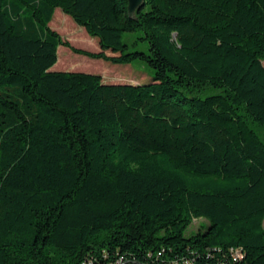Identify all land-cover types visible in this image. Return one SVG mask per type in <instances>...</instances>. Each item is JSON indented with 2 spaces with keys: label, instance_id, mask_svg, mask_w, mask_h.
Masks as SVG:
<instances>
[{
  "label": "trees",
  "instance_id": "obj_1",
  "mask_svg": "<svg viewBox=\"0 0 264 264\" xmlns=\"http://www.w3.org/2000/svg\"><path fill=\"white\" fill-rule=\"evenodd\" d=\"M57 8L100 50L53 29ZM60 46L154 75L51 70ZM254 124L264 0H0V264H264Z\"/></svg>",
  "mask_w": 264,
  "mask_h": 264
},
{
  "label": "rangeland",
  "instance_id": "obj_2",
  "mask_svg": "<svg viewBox=\"0 0 264 264\" xmlns=\"http://www.w3.org/2000/svg\"><path fill=\"white\" fill-rule=\"evenodd\" d=\"M50 26L58 31L65 40L70 41L75 47L90 51L100 50L98 39L91 37L86 32L85 28L76 24L75 21L60 8L56 9ZM137 34V32H128L125 34V39L130 40L135 38ZM107 53L110 55L114 54L111 51H107ZM59 54L60 62L58 66H56V63L51 70L97 73L102 75L103 80L109 83H144L149 82L154 75L153 69L142 61H135L131 64H112L103 59H94L76 54L66 46H60L58 48V57ZM253 128L264 141V126L254 124ZM202 223H207V221L202 218L194 220L187 229L186 235L196 233Z\"/></svg>",
  "mask_w": 264,
  "mask_h": 264
},
{
  "label": "built area",
  "instance_id": "obj_3",
  "mask_svg": "<svg viewBox=\"0 0 264 264\" xmlns=\"http://www.w3.org/2000/svg\"><path fill=\"white\" fill-rule=\"evenodd\" d=\"M232 257L233 260L236 261L237 259L241 258L240 252L236 250H232ZM238 261V260H237ZM122 261H118L117 264H122ZM162 264H195L192 260L190 259H182V260H177V259H171L169 261H165ZM216 264H233V263H227L225 261H220L217 262Z\"/></svg>",
  "mask_w": 264,
  "mask_h": 264
},
{
  "label": "water",
  "instance_id": "obj_4",
  "mask_svg": "<svg viewBox=\"0 0 264 264\" xmlns=\"http://www.w3.org/2000/svg\"><path fill=\"white\" fill-rule=\"evenodd\" d=\"M145 0H128V11L130 15H133L137 9H139Z\"/></svg>",
  "mask_w": 264,
  "mask_h": 264
}]
</instances>
